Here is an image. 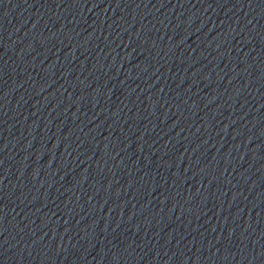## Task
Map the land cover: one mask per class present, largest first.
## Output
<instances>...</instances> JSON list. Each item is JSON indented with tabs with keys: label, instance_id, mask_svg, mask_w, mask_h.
Listing matches in <instances>:
<instances>
[{
	"label": "water",
	"instance_id": "95a60500",
	"mask_svg": "<svg viewBox=\"0 0 264 264\" xmlns=\"http://www.w3.org/2000/svg\"><path fill=\"white\" fill-rule=\"evenodd\" d=\"M0 264H264V0H0Z\"/></svg>",
	"mask_w": 264,
	"mask_h": 264
}]
</instances>
